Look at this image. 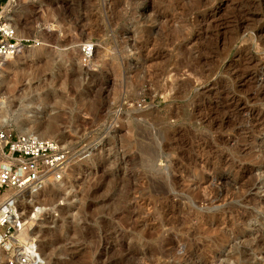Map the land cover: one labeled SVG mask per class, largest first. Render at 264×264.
I'll use <instances>...</instances> for the list:
<instances>
[{
  "label": "rangeland",
  "instance_id": "rangeland-1",
  "mask_svg": "<svg viewBox=\"0 0 264 264\" xmlns=\"http://www.w3.org/2000/svg\"><path fill=\"white\" fill-rule=\"evenodd\" d=\"M257 2L11 4L9 23L41 46L5 62L0 128L51 122L73 151L63 184L20 204L31 217L44 209L27 223L37 264H264Z\"/></svg>",
  "mask_w": 264,
  "mask_h": 264
},
{
  "label": "built area",
  "instance_id": "built-area-1",
  "mask_svg": "<svg viewBox=\"0 0 264 264\" xmlns=\"http://www.w3.org/2000/svg\"><path fill=\"white\" fill-rule=\"evenodd\" d=\"M16 0H0V73L21 47L41 46L36 39L21 37L7 19V8ZM7 10V11H6ZM96 52L94 43L82 45L85 62ZM0 249H6V264H37L38 251L31 252L27 245L32 231L19 216L20 203L27 192L37 193L48 182H61L69 172L73 151L58 140L18 135L0 128ZM28 232L24 242L19 234Z\"/></svg>",
  "mask_w": 264,
  "mask_h": 264
},
{
  "label": "bare ground",
  "instance_id": "bare-ground-1",
  "mask_svg": "<svg viewBox=\"0 0 264 264\" xmlns=\"http://www.w3.org/2000/svg\"><path fill=\"white\" fill-rule=\"evenodd\" d=\"M251 1V0H250ZM254 0H252V2H253ZM258 1V0H257ZM258 4L260 3V0H259V2H257ZM264 3V2H263ZM249 4V3H248ZM256 4V3H255ZM251 5V4H250ZM249 5V7H251ZM262 5V4H261ZM252 6H255V5H252ZM9 8V7H8ZM8 8H7V10H8ZM6 10V11H7ZM18 35L19 36H21V37H24V35H23V32H21V31H18ZM30 36V35H29ZM28 48L27 47H21L19 50H18V52H17V54H16V56L17 55H23L24 53H26V52H28ZM15 57V56H14ZM12 60H14V59H12ZM11 63V62H10ZM264 64V63H263ZM6 64H4L3 66H2V68H1V73L3 74L4 72H5V69H6V66H5ZM263 66V65H262ZM6 73V72H5ZM264 78V77H263ZM261 81H264V80H261ZM262 84V83H261ZM263 85V84H262ZM5 120H7V117L5 116V114L3 113V109L2 108H0V127L1 126H3V124L5 125V123H6V121ZM30 123V122H29ZM28 120L27 119H22V118H19V119H17V126H18V129H19V132H20V134L21 135H29V136H35V137H38V138H41V139H46V140H52V139H54L55 137L52 135L54 132H56V128H55V125L53 124V123H45V124H42L41 123V121L40 120H36V121H34V123H33V125H32V123H31V125L32 126H30V127H28ZM42 130H44V131H42ZM65 142V144H66V141H64ZM0 156H1V153H0ZM58 184V186H61L63 183L62 182H59V183H57ZM49 185V184H48ZM26 194H33V196L34 195H36V193H32V192H27ZM32 197V196H31ZM35 203H37V202H35ZM21 204V203H20ZM33 205V204H32ZM35 205V204H34ZM21 206V205H20ZM38 207V206H37ZM37 207H35L36 208V211L34 212L35 214V216H37L38 214H40L44 209H40L39 207L37 208ZM42 208V207H41ZM33 210V209H32ZM22 211H23V209H22ZM33 212V211H32ZM43 213V212H42ZM41 213V214H42ZM28 215H29V213H28ZM27 214H23V213H19V216L22 218V220L27 224V223H31L32 224V220L34 219V217H31V216H28ZM36 219V218H35ZM30 224V225H31ZM29 225V226H30ZM31 226H34V224L33 225H31ZM36 226V225H35ZM32 234V233H31ZM34 236V235H33ZM33 243V242H32ZM32 245V244H31ZM38 246V245H37ZM36 246V247H37ZM35 247V246H34ZM28 249V248H27ZM6 253H7V250L6 249H0V257H1V255H6ZM1 259V258H0ZM5 259V258H4Z\"/></svg>",
  "mask_w": 264,
  "mask_h": 264
}]
</instances>
